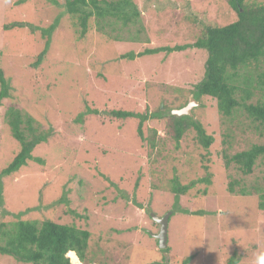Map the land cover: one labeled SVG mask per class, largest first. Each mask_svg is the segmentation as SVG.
<instances>
[{
  "label": "rangeland",
  "instance_id": "1",
  "mask_svg": "<svg viewBox=\"0 0 264 264\" xmlns=\"http://www.w3.org/2000/svg\"><path fill=\"white\" fill-rule=\"evenodd\" d=\"M132 1L144 28L137 42L109 39L96 32L93 19L85 37L78 39L64 0H0V69L10 85V97L0 107V171L19 151L5 121L9 107L49 134L32 152L41 164L28 161L2 178L0 220H51L86 230L89 264L164 259L169 264H226L232 256L238 257L237 264H252L253 253L264 249V211L258 209L255 193L264 189V159L243 175L234 164L226 167L223 155L264 144V131H255L244 115L221 116L214 99H193V86L204 74V50L121 59L130 52L193 44L205 26L228 25L236 14L226 0ZM55 20L48 52L36 67L45 41L40 30L3 29L17 22L47 28ZM129 31L121 37L134 33L132 27ZM263 69L262 64L251 68L255 94L248 103H264V84L257 83ZM191 100V116L213 138L207 150L197 143L193 129L176 146L166 118L143 124L145 139L152 131L157 134L151 150L138 137L137 119L85 115L87 109L172 114ZM173 177L181 185L205 178L209 183L198 182L175 196L170 191ZM242 189L249 195H240ZM168 213L167 247L161 250L155 238L160 226L151 215ZM0 264L23 263L0 255Z\"/></svg>",
  "mask_w": 264,
  "mask_h": 264
},
{
  "label": "trees",
  "instance_id": "2",
  "mask_svg": "<svg viewBox=\"0 0 264 264\" xmlns=\"http://www.w3.org/2000/svg\"><path fill=\"white\" fill-rule=\"evenodd\" d=\"M227 5L236 14V20L225 26L207 25L202 36L195 43L183 46L161 47L146 49L140 53H127L121 59L133 60L145 55L158 53L170 54L184 51L188 48L204 50L207 54L204 63V74L197 84L193 86L191 94L194 100L209 97L216 101L218 113L226 118L244 115L255 131H264V103H248L255 94L252 66L258 69L264 67V4L247 2L246 0H226ZM65 13L76 21V34L83 39L88 32L90 20L96 32L105 35L116 42L123 40L137 42L144 33L140 21L141 12L132 0H64ZM58 20L47 28L38 29L26 23H11L3 26L4 30L28 28L31 33L40 30L41 37L45 39L44 48L34 62L38 66L47 54L51 37L57 27ZM132 27L134 33L122 38L121 33L129 31ZM256 72V71H255ZM257 83L264 84L263 73L257 75ZM10 97V85L0 69V107L2 101ZM186 103L178 109L184 107ZM165 110V108L163 109ZM170 111V110H169ZM172 111V110H171ZM164 112V111H163ZM158 110L150 114H135L127 111L113 110L98 112L87 109L85 115H103L117 120L137 119V134L141 141H146L153 150L157 146V134L152 131L150 138L143 137V124L149 119H167L166 131L177 146L183 135L190 129L195 132V140L204 149H208L213 138L205 134L201 124L192 116H175ZM5 121L10 129L11 136L19 144V151L12 161L0 171V204L2 197V178L17 173L28 161L42 163L40 159L33 158V150L45 143L49 137L48 132L41 130L35 120L24 115L15 107H9L5 112ZM76 122H82L80 116ZM225 165L234 164L243 175L251 174L256 162L264 159V144L252 145L247 150L235 153L232 156L223 155ZM209 183L205 178L193 181L188 185H181L177 177H173L170 191L175 196L184 195L196 183ZM237 184V183H234ZM229 193H233V184H229ZM258 196V209L264 211V189L256 190ZM240 195H249L247 191L240 190ZM90 233L78 229L74 225H64L51 220L41 222L18 219L11 223L0 220V255L13 258L23 264H89L87 258ZM74 250V255L68 252ZM166 250V249H165ZM78 259V260H77ZM186 260L183 264H186ZM238 257L232 256L226 264H237ZM151 264H169L167 259Z\"/></svg>",
  "mask_w": 264,
  "mask_h": 264
},
{
  "label": "water",
  "instance_id": "3",
  "mask_svg": "<svg viewBox=\"0 0 264 264\" xmlns=\"http://www.w3.org/2000/svg\"><path fill=\"white\" fill-rule=\"evenodd\" d=\"M192 104H195L194 100H191V102L184 108L173 110L172 114L178 117L186 116V115L191 116L190 109L192 107ZM169 215L170 213L166 214L162 218H157L156 216L151 215L154 222L160 226L159 234L155 236V238L158 242V247L161 250L166 249L167 247V224H168Z\"/></svg>",
  "mask_w": 264,
  "mask_h": 264
},
{
  "label": "clouds",
  "instance_id": "4",
  "mask_svg": "<svg viewBox=\"0 0 264 264\" xmlns=\"http://www.w3.org/2000/svg\"><path fill=\"white\" fill-rule=\"evenodd\" d=\"M74 250H70L68 255H74ZM252 264H264V249H260L253 253Z\"/></svg>",
  "mask_w": 264,
  "mask_h": 264
},
{
  "label": "bare ground",
  "instance_id": "5",
  "mask_svg": "<svg viewBox=\"0 0 264 264\" xmlns=\"http://www.w3.org/2000/svg\"><path fill=\"white\" fill-rule=\"evenodd\" d=\"M78 260V259H77Z\"/></svg>",
  "mask_w": 264,
  "mask_h": 264
}]
</instances>
